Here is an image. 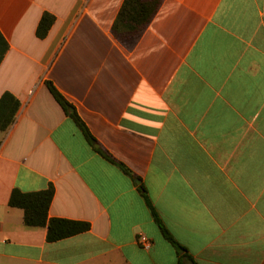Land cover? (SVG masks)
Returning a JSON list of instances; mask_svg holds the SVG:
<instances>
[{
	"label": "crops",
	"instance_id": "crops-1",
	"mask_svg": "<svg viewBox=\"0 0 264 264\" xmlns=\"http://www.w3.org/2000/svg\"><path fill=\"white\" fill-rule=\"evenodd\" d=\"M124 2L0 0V100L19 102L0 130V264H177L141 186L198 263L264 264V0H163L118 38ZM50 187L49 219L88 231L50 243L9 205Z\"/></svg>",
	"mask_w": 264,
	"mask_h": 264
},
{
	"label": "trees",
	"instance_id": "trees-1",
	"mask_svg": "<svg viewBox=\"0 0 264 264\" xmlns=\"http://www.w3.org/2000/svg\"><path fill=\"white\" fill-rule=\"evenodd\" d=\"M162 4L163 0H125L113 26L114 34L118 38L123 33L133 35V37H138L152 23ZM53 22L54 18L52 16L48 14L44 15L38 29L40 37H45ZM48 87L58 103L75 121L86 140L93 145L96 141L86 125L82 122L76 112L69 113V109L71 108L70 104L52 83H48ZM18 109L19 102L10 94L4 95V97L0 100V130L5 131L12 125ZM97 151L104 159L118 166L126 175L132 176L130 171L123 164L116 161L108 153L100 149ZM140 192L142 193V196L150 209L152 217L163 238L174 247L178 256L177 264H200L195 261L183 245L176 241L170 231L166 228L162 219L149 200L143 186L140 187ZM53 198V187H50L48 190L35 193H22L15 190L11 194L9 205L12 208H19L24 211V223L26 226L35 228L47 227V240L50 243L73 237L90 229V225L85 222L49 219L48 212Z\"/></svg>",
	"mask_w": 264,
	"mask_h": 264
},
{
	"label": "built area",
	"instance_id": "built-area-1",
	"mask_svg": "<svg viewBox=\"0 0 264 264\" xmlns=\"http://www.w3.org/2000/svg\"><path fill=\"white\" fill-rule=\"evenodd\" d=\"M140 243H141L142 245L146 246V247L149 246V245L147 244V240H146L145 238H143V237H141V239H140Z\"/></svg>",
	"mask_w": 264,
	"mask_h": 264
},
{
	"label": "water",
	"instance_id": "water-1",
	"mask_svg": "<svg viewBox=\"0 0 264 264\" xmlns=\"http://www.w3.org/2000/svg\"><path fill=\"white\" fill-rule=\"evenodd\" d=\"M70 111H72V109Z\"/></svg>",
	"mask_w": 264,
	"mask_h": 264
}]
</instances>
